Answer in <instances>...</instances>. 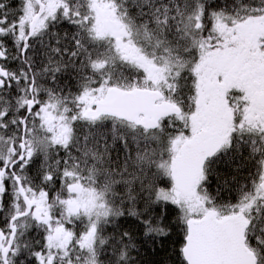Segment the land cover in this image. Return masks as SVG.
I'll return each instance as SVG.
<instances>
[{"label": "snow or ice", "instance_id": "6c2138e0", "mask_svg": "<svg viewBox=\"0 0 264 264\" xmlns=\"http://www.w3.org/2000/svg\"><path fill=\"white\" fill-rule=\"evenodd\" d=\"M0 264H264V0H0Z\"/></svg>", "mask_w": 264, "mask_h": 264}]
</instances>
